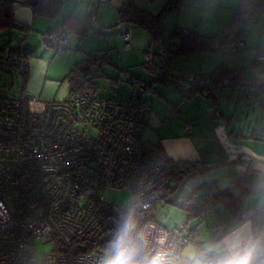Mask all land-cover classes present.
<instances>
[{
	"label": "built area",
	"instance_id": "built-area-1",
	"mask_svg": "<svg viewBox=\"0 0 264 264\" xmlns=\"http://www.w3.org/2000/svg\"><path fill=\"white\" fill-rule=\"evenodd\" d=\"M248 22L258 23L259 15ZM122 38L131 49L129 29ZM71 39L65 33L57 42L67 45ZM246 46L242 35L227 47L240 53ZM159 57L163 76H170L171 50L164 46ZM257 61L263 66L262 58ZM8 62L19 73L28 67L19 56ZM128 83L127 102L99 97L88 82L41 111H33L25 91L16 97L0 92V264H103L130 223L138 258L175 264L181 250L198 244L197 229L187 221L173 232L154 219L153 210L171 185L167 159L144 139L152 104L139 84ZM185 131L190 134L192 126ZM110 189L130 191V203L121 208L110 202ZM212 200L210 195L204 202ZM38 241L52 243L53 250L39 258ZM201 254L217 256L203 249Z\"/></svg>",
	"mask_w": 264,
	"mask_h": 264
},
{
	"label": "crops",
	"instance_id": "crops-1",
	"mask_svg": "<svg viewBox=\"0 0 264 264\" xmlns=\"http://www.w3.org/2000/svg\"><path fill=\"white\" fill-rule=\"evenodd\" d=\"M13 1L16 3L14 6L16 20L31 28V31L25 37L22 49L30 54L28 60L30 77L25 93L32 104H39L43 109L51 101L66 100L71 94V84L69 82L71 71L76 64L87 59L89 55L98 58L96 57L98 52L109 51L108 53L110 54L108 55L112 56V64L108 66H113L112 51L123 42L122 35L126 29L133 30L131 31V51L136 52L140 56L138 63L155 80L146 83L147 81L145 80L148 77L147 79L143 78L142 74H136V71L131 72V76H129L128 71L124 75L128 79H135L141 82L143 85H152L157 82V77L146 69L145 63L150 61V56H153L155 62L160 65L159 55L158 58L155 57L152 53V48L158 44L162 46V43L154 44L151 35L142 28L121 23L119 10L128 0H57L63 4V7L56 19L36 16L31 8L22 5L27 0ZM168 1L134 0L135 5L140 10L147 11L153 15L159 14ZM240 1L235 0V3H227L231 5L233 11V9H237L236 7ZM189 2L202 3L203 6H208V0H185L179 15L171 14L168 17L165 23V30L170 20H174L172 18H176V28L180 31L194 32L203 37H212L221 30L220 15L223 3L220 0L216 2L217 5L218 3L222 4L221 6L219 5L220 11H216L214 20L211 19L205 26L200 25L196 21L194 12H191V15L192 19L195 18V21L187 22V16L190 15L187 14ZM209 9L212 15L214 10H217V7L210 4ZM196 14L198 16V13ZM69 18H88L93 30L83 40L72 35V39L67 45L59 46L56 33L62 29V26ZM202 18L206 19L205 16H202ZM197 30L201 32L199 33ZM262 37L263 34H261ZM166 38L168 42L164 43V46L171 48L172 51H175L181 44V36H171L169 38L166 35ZM103 43L105 45L101 48L100 46ZM246 45L245 51L239 53L244 58L247 57L246 54L249 49L247 40ZM99 47L102 50H97L95 53V49H99ZM213 48L207 52L189 57H176L174 59L175 64L176 61L180 60L183 63L172 65L173 72L176 71L177 76H174L172 71L170 73L171 76L176 80L186 81L182 75L186 74L187 66L191 60L192 63L195 62L198 67H201L202 73L200 74L205 77L210 76L220 65H226L231 69H243L246 74L247 70L243 68L241 61L237 63L234 59L226 60L225 57H218L220 46L216 50H213ZM148 50L151 52L150 56L146 53ZM251 52L254 54L253 69L264 68V64L263 66L258 64L255 67V61L258 57L264 60L262 57L264 54L262 39L256 50L252 49ZM211 58H213L212 60L215 63L211 74L206 76L203 71H205L207 66L206 61H210ZM128 65H131L126 66L131 71L136 66L133 63H128ZM122 72V70L119 71V73ZM194 79L192 83L197 84L198 79ZM262 79H264V75L252 79L246 77V80L251 81L250 83ZM118 80L113 79V84L117 83ZM185 83L188 84V81ZM93 85L97 95H100L99 97L111 100L116 98V91L112 94L104 92L101 95L97 84L93 82ZM242 89H244L242 93L243 97L246 98L245 102L247 105V109L241 111V114H244V118L237 117V113L240 110H238L239 108L233 110L231 106L232 98L228 96L226 89L216 91L221 111L226 118L225 120L217 116L216 106L208 98L196 96L188 100L183 98V94L182 97L174 95L173 98H169L167 94L156 91L157 93L155 94L159 101L154 103L147 94L149 92H145V98L152 104L154 110L147 122L144 139L156 146L166 158L196 164V169L185 178L179 189L157 204L153 210L155 221L158 223L156 220L157 210L166 206L181 210L183 219L186 221L187 214L180 208L182 204L191 198H194L199 203H205L206 197L210 195L213 197L211 210L202 219L190 222L199 234L197 238L198 244L187 246L180 251L175 264H178L189 248H193L196 254L199 253L200 249H203L218 255L228 245H245L249 242H255V238L263 231L264 97L261 98V95L264 96V91L250 86ZM177 91L179 90L177 89ZM256 94L259 96L258 102L252 99ZM122 95L123 98L121 100L116 98L117 100L115 101L127 102L131 99L132 87L129 83L127 92ZM223 99L228 102L226 108L223 106ZM237 101V105L240 107V99ZM173 105H177V114L179 115L176 119L170 121L165 117V114L167 108ZM189 105L196 106V111L193 113L185 112L184 106L186 108ZM187 125L192 126L190 134L185 131ZM225 192L233 195L241 194V202L234 210L228 208L218 198ZM251 213L254 214L249 218L244 219L241 217L242 214ZM159 225L162 226L161 224ZM259 227L262 228L259 230ZM164 228L169 231L179 232V226H176L175 230ZM262 254L264 256V253ZM185 259L187 261V258Z\"/></svg>",
	"mask_w": 264,
	"mask_h": 264
},
{
	"label": "trees",
	"instance_id": "trees-1",
	"mask_svg": "<svg viewBox=\"0 0 264 264\" xmlns=\"http://www.w3.org/2000/svg\"><path fill=\"white\" fill-rule=\"evenodd\" d=\"M184 2L185 0H169L159 14L153 15L147 11L140 10L135 5L134 0H128L119 10L121 23L146 30L151 35L154 44L166 43L168 42V39L166 38L165 23L171 14L179 15ZM15 4L16 3L13 0H0V60L3 61V65H7L12 68L14 67L8 62L9 56H19L27 61L30 58V54L23 51L22 44L25 37L31 31V28L16 20L14 14ZM22 5L31 8L36 16H43L49 19H56L63 7V4L57 0H27L22 3ZM262 11H264V0H241L238 8L236 9L233 21L219 30L212 37H203L190 31H186L188 33L183 34V31L176 28L172 37L181 36V44L175 51H172L171 48H169L171 50L173 60L176 57H189L195 54L207 52L216 44H219V46H228L232 38H239L242 35H245L246 30H241L240 25L242 23H247L248 18L259 14ZM92 30L93 28L88 18H69L62 26V29L57 31L56 34L57 39L65 33H70L71 35L79 37L80 40H83L91 34ZM146 53L149 56L151 55L149 50ZM150 57V61L145 63V67L149 72L157 77V82L152 85H143L135 79H128V81L131 80L133 84H139L144 92H156L155 84L158 83L176 86L183 94L184 99L190 100L196 96L208 98L215 104L217 116L224 120L226 118L221 111L219 97L216 93L217 90H223L226 87L241 89L250 86L264 91V79L252 81V83H250L251 81L246 80L245 70L231 69L226 65H220L210 76L198 79L197 84L192 82H188L187 84L185 83L186 81L174 79L171 74L167 77L163 76L162 61L160 60V65H158L155 62L154 57ZM110 64H112V56L108 54H106L103 58H95L89 55L87 59L76 64L71 71L69 79L71 84V93L79 92L88 82L93 84L94 71L104 68ZM257 65L258 61L256 60L255 67ZM19 74L22 80L21 93H23L30 77L29 68L27 67ZM225 81L229 82L228 85H225ZM181 85L187 86L184 90L185 92L180 88ZM166 159V176L169 178L171 183L170 188L166 193L167 197L170 194H174L179 189L185 178L196 169V164L184 161H175L168 157ZM218 198L231 210H234L241 202V194L233 195L229 192H225ZM212 207V201L210 203H199L194 198L187 200L180 206V208L187 214L186 221L188 223L202 219ZM261 228L262 227H259V230ZM258 241H264V228L262 233L255 238V242ZM259 258H264L262 253Z\"/></svg>",
	"mask_w": 264,
	"mask_h": 264
},
{
	"label": "rangeland",
	"instance_id": "rangeland-1",
	"mask_svg": "<svg viewBox=\"0 0 264 264\" xmlns=\"http://www.w3.org/2000/svg\"><path fill=\"white\" fill-rule=\"evenodd\" d=\"M223 3V7L222 9L219 7V5L221 6V3H218V5L216 4L217 0H208L207 3V7L203 6L202 3L199 4H195L193 2H189L188 6H187V14H190L187 16L188 21L187 22H194L195 18L192 19V15L191 12H194V14L196 15V21L199 22L200 25H207L208 22H210V20H214L215 15L214 13L216 11H220L219 9H221L222 13L220 15V22L222 24V28H224L225 26H227L228 24H230L235 16L236 13V9H233L232 11V7L229 3L234 2L235 0H220ZM229 2V3H227ZM213 5L217 7V10H214V12L210 13V9L209 6ZM238 4V3H236ZM240 4V3H239ZM205 5V4H204ZM239 5H237L236 8H238ZM197 7V8H195ZM197 9V10H196ZM198 13V16L197 14ZM259 15V23H253V22H248L247 23V29L245 31V35H246V40L249 43V49L248 52L246 54V58L242 57L241 54L239 53H234L230 50L229 47L227 46H220V48L218 49V57H225L226 60H236L237 63H239L241 61V64L243 66V68H246L247 72L245 74V77L252 79L255 77H260L261 75H264V68L263 67H258L257 70L253 69L252 64H253V58H254V54L251 52L252 49L256 50V47L259 46L261 39H262V43L264 46V11H262L261 13L258 14ZM202 16H205L206 19L202 18ZM177 17V16H176ZM174 20H170V22L166 25L167 29H166V35L167 37H171L174 33V30L176 28V18H172ZM202 19H204V21H202ZM194 20V21H193ZM133 31V30H131ZM199 33L201 32L200 30H197ZM261 34H263V37L261 38ZM124 42V41H123ZM121 43L116 49H114L112 51V55H113V66H106L104 68L101 69H97L94 72V82L97 84L98 86V90L100 91V94L102 95L104 92H106L107 94H112L116 91L115 96L116 98H118V100H121V98H123L122 94L127 92L128 89V78H124V74H127L126 71H128L129 76L132 75L131 72L136 71V74H142L143 78L148 77L146 83L151 82V80H155L153 79V76L150 75L143 67L142 65H140L139 59L140 56H138V54L134 51H131V49L127 50L125 49L124 43ZM105 44L103 43L100 47L102 48ZM162 46L164 47V43H162ZM161 46V44L158 45H154V47L152 48V53L155 55V57L158 58V55H160L161 50L163 49V47ZM95 49V53L97 52V50H102V49ZM215 47V46H214ZM95 48V47H94ZM169 48V47H167ZM109 52V51H108ZM106 51H102V52H98L96 54V57H100L103 58L106 54H110ZM242 53V52H240ZM237 54V55H234ZM141 55V54H140ZM144 55V52H143ZM264 58V54L262 56ZM214 58V57H213ZM211 58V60H207L206 62V69L205 71H203L205 73L206 76H208L209 74H211V70L213 69V64L215 63V61H213ZM160 59V57H159ZM180 60V59H177ZM2 60H0V92H4L7 95H13V96H18L21 95V88H22V80L20 77V74L18 72V70L16 68H12L9 67L7 65H3L2 64ZM142 62V61H141ZM128 63H133L136 66L133 68V70L131 71V69L129 67L126 66H131L128 65ZM179 63H183L182 60L180 61H176V64L179 65ZM138 64V65H137ZM175 64V60H173V65ZM175 64V65H176ZM172 68V67H171ZM122 70V73H119V71ZM173 72V68L171 70ZM201 71V67H198L196 65V63H192L189 62V65L187 66V71L186 74L182 75L183 79H185L188 82H193L195 79H202L205 76H202L203 74ZM174 76H177V72L174 71L173 72ZM113 79H119L117 81V83L113 84ZM226 89V91H228V96L230 98H232V102H231V106L233 107V110L239 108L238 110H240V112L237 113V117L238 118H244V114H241V111H244L247 109V105L245 102V99L243 97V91L244 89H239V88H233V87H226L224 88ZM155 90L159 91L160 93H164L167 94L169 96V98H173L174 95H179L182 97V93L181 91H177V87H175L174 85H162V84H155ZM156 92H149L147 93L149 95V98L155 103L158 102V97L155 94ZM100 96V95H99ZM264 97L261 95V98ZM116 98H113L114 100H117ZM238 99H240V107L237 105L238 104ZM256 102H258L259 100V96H256L254 98ZM251 99V100H252ZM123 100V99H122ZM223 106L226 108L227 107V100L223 99ZM32 109L33 111H41V106L39 104H32ZM177 105L176 106H169L166 110V114L165 117L168 120H173L176 119V117L179 115L177 114ZM185 110V112L188 113H193L196 111V106H192L189 105L185 108H183ZM107 198L110 202L114 203L115 205L124 208L126 207L130 201H131V193L130 191H117L114 189H110L108 190L107 193ZM165 207V206H164ZM156 220L158 221L159 224H161L162 226L168 228V229H176V226H181V224L184 222L183 219V212L181 210H176L174 208H171L169 206H166L165 208H159L157 210V215H156ZM38 245V250H37V255L38 257H43L45 254L51 252L54 248L52 243H48V244H42V242L38 241L37 242ZM195 253L193 248H189V250L186 252L185 256L179 260L178 264H185V261L187 258V260L189 259V253ZM208 252V251H207ZM209 254H211L210 252H208ZM196 254V253H195ZM197 257H200L198 254H196ZM264 259V258H263Z\"/></svg>",
	"mask_w": 264,
	"mask_h": 264
},
{
	"label": "clouds",
	"instance_id": "clouds-1",
	"mask_svg": "<svg viewBox=\"0 0 264 264\" xmlns=\"http://www.w3.org/2000/svg\"><path fill=\"white\" fill-rule=\"evenodd\" d=\"M132 224L130 223L124 230L120 238L114 242L113 249L104 260L103 264H162L158 258H138L140 247L131 235ZM264 253V243L249 242L245 245L231 244L218 253L215 258H203V254L197 257L195 253H189V259L185 264H264V259H260Z\"/></svg>",
	"mask_w": 264,
	"mask_h": 264
},
{
	"label": "water",
	"instance_id": "water-1",
	"mask_svg": "<svg viewBox=\"0 0 264 264\" xmlns=\"http://www.w3.org/2000/svg\"><path fill=\"white\" fill-rule=\"evenodd\" d=\"M219 44H216L215 47L213 48V50H216L218 48ZM228 81H225V85H228Z\"/></svg>",
	"mask_w": 264,
	"mask_h": 264
}]
</instances>
